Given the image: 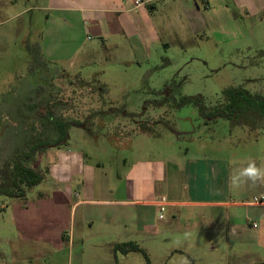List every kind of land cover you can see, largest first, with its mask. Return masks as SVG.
<instances>
[{"label": "rangeland", "instance_id": "obj_1", "mask_svg": "<svg viewBox=\"0 0 264 264\" xmlns=\"http://www.w3.org/2000/svg\"><path fill=\"white\" fill-rule=\"evenodd\" d=\"M227 4L230 16L237 20L236 26L225 28L236 38L232 41L217 43L210 31L206 32L208 39L195 36L191 26L180 29L175 19L167 20L164 4L159 2L158 13L169 23L161 29L160 42L149 44L145 55L123 54L93 38L71 42L68 48L59 50L65 58L61 63L49 62L41 52L46 12H30L32 26L25 42L15 29L21 20H7L2 25L4 42L0 43V132L4 129L2 118L13 119V111L22 104L58 100L62 104L60 112L80 123L69 130V147L81 149L90 164L100 165L103 177L116 180L120 173L133 169L129 177L138 175L145 184L142 192L136 190L138 196L150 190L155 177L152 169L163 157L177 153L247 159L255 156L262 148L261 138L238 142L240 133L229 121L218 119L205 124L193 102L177 107L186 97L200 96L210 108L220 100L222 91L231 87L264 94V19L245 18L238 0H227ZM44 46L47 48V44ZM110 108V116L94 115L98 111L109 114ZM121 110L125 114L143 111V115L130 119L122 117ZM12 140L7 144L2 141L0 167L2 154ZM43 161L46 165L44 156ZM34 196L29 195L28 201ZM12 202L0 195V264H115L116 258L125 264H148L139 252L130 253L128 258L121 253L114 257L112 247L105 244L108 238L94 224L85 232L78 224L63 228L55 239L33 236L41 242L49 239L61 249L37 251L29 236L25 234L23 240L17 234ZM172 214L174 211L166 209L163 215L167 219L156 222L160 233L138 238L149 264H181L183 257L176 253L170 256L171 250L196 238L179 231L190 223L172 220ZM80 216L78 210V223ZM163 228L168 230L162 234ZM214 241L217 251L209 255L220 264L226 259L224 243L217 238ZM207 242L203 237L198 241Z\"/></svg>", "mask_w": 264, "mask_h": 264}, {"label": "crops", "instance_id": "obj_2", "mask_svg": "<svg viewBox=\"0 0 264 264\" xmlns=\"http://www.w3.org/2000/svg\"><path fill=\"white\" fill-rule=\"evenodd\" d=\"M133 1L0 0V43L4 42L3 23L18 19L21 22L15 29L25 42L32 26L29 14L34 10L46 12L41 27V52L49 62H63L65 58L58 51L68 48L69 43L93 38L123 54L145 55L149 44L160 42L161 29L169 23L166 18L175 19L180 29L191 26L195 36L208 39L206 32L210 31L217 43L236 39L225 29L236 26L237 21L230 16L227 0H142L137 8L133 7ZM159 2L164 4L162 11L166 18L158 13ZM238 2L245 18L264 19V0ZM234 128L240 133L236 137L238 142L253 140L255 136L261 138L262 148L255 156L247 159L177 153L163 157L154 164L155 177L144 196L136 193L144 190V180L138 175L129 177L133 169L113 180L108 175L103 177L101 166L90 164L86 154L69 147V142L66 147L49 148L44 153L47 182L37 189L32 201L27 198L13 200L11 204L13 225L20 232L17 234L23 240L25 234L29 236L37 251L57 252L61 249L50 244L49 239L41 242L32 237L55 239L63 228L78 224L85 232L94 224L100 234L106 235L105 244L113 250L115 243H137L139 237L147 239L160 233L156 222L167 219L163 213V218H159V208L163 206V212L174 211L172 220L190 223L179 231L196 236L191 243H182L171 250L170 256L176 253L183 257L181 264L184 260L188 264H217L209 255L217 251L216 238L224 243L226 259L220 264H264V205L252 203L253 196L264 194V185L249 183L239 189L229 186L230 175L246 167L249 160L264 167V125L254 133ZM233 161L236 163L232 164ZM138 167L135 170L139 171ZM44 189L48 191L43 192ZM78 210L80 223L78 217L76 220ZM166 230L163 228L162 234ZM202 237L209 242L198 243ZM130 253L122 255L128 258ZM116 261L115 264H125L123 260L116 258Z\"/></svg>", "mask_w": 264, "mask_h": 264}, {"label": "trees", "instance_id": "obj_3", "mask_svg": "<svg viewBox=\"0 0 264 264\" xmlns=\"http://www.w3.org/2000/svg\"><path fill=\"white\" fill-rule=\"evenodd\" d=\"M191 102L198 107L205 124L223 119L229 121L233 127L246 129L248 133L257 132L264 125V94L249 92L242 87L224 89L220 100L210 108L202 103L200 96L186 97L177 107ZM60 105L62 104L58 100L35 105L22 104L13 111V119L2 118L4 129L0 132V149L2 141L6 140L7 144L12 140L11 137L14 138L9 142L6 153L2 154L1 196L24 201L47 182L48 169L43 165L45 151L49 148L66 147L69 130L80 126L77 120H71L66 113L60 112ZM106 114L104 111L94 113L95 116ZM129 115L138 119L143 111ZM138 130L145 133V130ZM113 250L121 254L139 252L149 264L146 252L135 242L115 243Z\"/></svg>", "mask_w": 264, "mask_h": 264}, {"label": "clouds", "instance_id": "obj_4", "mask_svg": "<svg viewBox=\"0 0 264 264\" xmlns=\"http://www.w3.org/2000/svg\"><path fill=\"white\" fill-rule=\"evenodd\" d=\"M231 163L235 164L236 162L233 161ZM249 183L251 185H264V167L257 166L253 160H249L246 167L236 171L229 177V186L232 189H239ZM183 264H188V261L184 260Z\"/></svg>", "mask_w": 264, "mask_h": 264}, {"label": "built area", "instance_id": "obj_5", "mask_svg": "<svg viewBox=\"0 0 264 264\" xmlns=\"http://www.w3.org/2000/svg\"><path fill=\"white\" fill-rule=\"evenodd\" d=\"M140 5H142V0H134L133 1V7L137 8ZM252 203L259 204V205H264V194L253 196ZM163 211H164L163 206H160V208H159V212H160L159 218H163V215H162ZM252 226L255 227L256 225L253 224Z\"/></svg>", "mask_w": 264, "mask_h": 264}, {"label": "flooded vegetation", "instance_id": "obj_6", "mask_svg": "<svg viewBox=\"0 0 264 264\" xmlns=\"http://www.w3.org/2000/svg\"><path fill=\"white\" fill-rule=\"evenodd\" d=\"M70 87V86H69ZM71 88V87H70ZM74 90V89H73ZM70 104V103H69ZM109 110V112H111L110 110H111V108L110 109H108ZM139 113V112H138ZM120 114H121V116L122 117H125V116H127V118H130V119H137V118H132L129 114L130 113H128V114H125V112H123L122 110H121V112H120ZM139 119V118H138ZM146 133H144V135H145Z\"/></svg>", "mask_w": 264, "mask_h": 264}]
</instances>
